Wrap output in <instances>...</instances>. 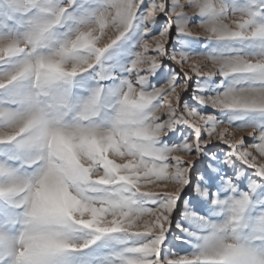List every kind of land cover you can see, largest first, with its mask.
<instances>
[{"label":"snow or ice","instance_id":"snow-or-ice-1","mask_svg":"<svg viewBox=\"0 0 264 264\" xmlns=\"http://www.w3.org/2000/svg\"><path fill=\"white\" fill-rule=\"evenodd\" d=\"M0 264H264V0H0Z\"/></svg>","mask_w":264,"mask_h":264},{"label":"rangeland","instance_id":"rangeland-1","mask_svg":"<svg viewBox=\"0 0 264 264\" xmlns=\"http://www.w3.org/2000/svg\"><path fill=\"white\" fill-rule=\"evenodd\" d=\"M193 30H195V29H193ZM209 67H211V66L209 65ZM205 70H207V69H205ZM144 190H147V189H144Z\"/></svg>","mask_w":264,"mask_h":264}]
</instances>
